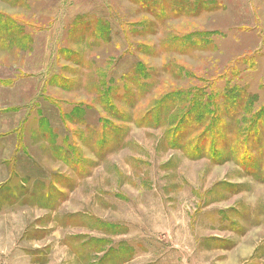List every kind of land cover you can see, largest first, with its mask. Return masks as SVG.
I'll return each mask as SVG.
<instances>
[{"label":"rangeland","instance_id":"374dc122","mask_svg":"<svg viewBox=\"0 0 264 264\" xmlns=\"http://www.w3.org/2000/svg\"><path fill=\"white\" fill-rule=\"evenodd\" d=\"M5 20L0 189L19 199L0 200V264H264V142L233 158L229 136L215 155L153 125L198 89L264 131V0H0Z\"/></svg>","mask_w":264,"mask_h":264},{"label":"trees","instance_id":"16d2710c","mask_svg":"<svg viewBox=\"0 0 264 264\" xmlns=\"http://www.w3.org/2000/svg\"><path fill=\"white\" fill-rule=\"evenodd\" d=\"M3 23V25H7L8 20L6 21H0V23ZM142 72V71H141ZM135 77L137 78L138 76L135 74ZM66 83V81H64ZM229 91V90H228ZM140 92V91H139ZM203 90H194L193 93L192 92H186V96L184 98V100L182 99V96L179 93H172L170 95L164 96L161 101L158 104L157 107V116H158V120L156 121V123H154L153 125L157 126V124H159V121H161V116H163V118L168 119L172 124L171 129L169 130V132L167 133L168 135V139L170 140V142L172 144H179V140H183L185 141L186 138H184L187 135H191L189 134L192 130V127L196 128V130L201 129V132L198 135V142L202 143V141H206L205 138H209L208 135L212 138L211 141H213L212 147H213V154L215 152V142L216 140H226V137L229 136L231 138V140H233V144L234 148L231 155H233V158H235L234 154H236L239 150L240 147L243 144V137L246 138V140L249 141L250 136L251 138H253L255 140L256 143L258 144H262L264 142V131L261 134H255L251 135V129L250 131L246 128L244 129V127L242 126V122L240 120L237 119V116L235 114V109L237 106L234 105H238L237 103L239 101L234 102L233 99L231 100V98L229 97V95L227 94H220V98L223 99V103L226 105V108H228V111L232 116V120H231V124L233 125V128L231 131H228L227 133L224 132L225 129H223V127L228 126L226 123L222 122V116L224 115V112H220L218 111V96L216 97V94H209L207 93L206 95L203 93ZM229 92L232 93V90H230ZM228 92V93H229ZM141 93V92H140ZM184 94V95H185ZM233 96V95H231ZM100 98V97H99ZM102 101L100 100V102H104L103 106L106 110L109 109L110 106V113H112L113 115L118 114L117 109L115 108V106L113 105L112 102V97L108 96V97H103L101 96ZM241 99V98H239ZM168 103V105H166ZM179 106V107H178ZM178 108H180L178 110ZM173 110H177L176 114H170V111ZM261 113L264 112H260L258 114H256L254 117L255 121L256 119L258 120ZM120 115V113H119ZM66 117L69 118V121H79L80 123L82 122V120L85 117V113L81 114V115H66ZM262 120H264V115L263 117H261ZM246 121V118H245ZM264 122V121H263ZM104 123V121H103ZM153 123V122H152ZM151 123V124H152ZM224 123V126L221 124ZM246 123V122H245ZM105 125V124H104ZM110 124L107 123L106 126ZM39 133L43 132V138L46 139H51L52 140V134H53V129L51 128V126H49L48 120H45V118H42L41 120V124L39 125ZM115 127V126H114ZM224 127V128H225ZM248 131V132H247ZM110 131L106 130L103 137L107 136V133H109ZM253 134V133H252ZM51 136V137H50ZM103 140V139H102ZM117 141H121L118 140ZM102 147L105 145V139L102 141ZM208 142V140H207ZM195 143V142H193ZM180 145V144H179ZM197 142L195 144H192L191 150L193 151L196 150L198 153L200 152H204L203 148L200 146H197ZM211 147V148H212ZM206 148V147H205ZM187 150L186 152H190L191 150L185 149ZM197 153V154H198ZM197 157L202 158L203 153L196 155ZM226 156L224 157V161L226 160ZM1 190H5L4 194H0V200L3 199L4 201H7L8 203H10L11 205L13 204H17L18 203V193L16 191H12V189H9L7 185H4V187H2L0 189ZM2 195V196H1ZM40 198H38V202H40ZM2 205V204H1ZM0 205V206H1ZM49 206V205H46ZM38 262V260H37Z\"/></svg>","mask_w":264,"mask_h":264},{"label":"crops","instance_id":"0c3cea01","mask_svg":"<svg viewBox=\"0 0 264 264\" xmlns=\"http://www.w3.org/2000/svg\"><path fill=\"white\" fill-rule=\"evenodd\" d=\"M34 264H38V263H34Z\"/></svg>","mask_w":264,"mask_h":264}]
</instances>
